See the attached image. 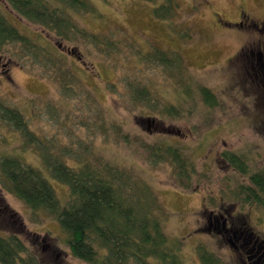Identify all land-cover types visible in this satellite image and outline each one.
I'll return each instance as SVG.
<instances>
[{"label":"rangeland","instance_id":"rangeland-1","mask_svg":"<svg viewBox=\"0 0 264 264\" xmlns=\"http://www.w3.org/2000/svg\"><path fill=\"white\" fill-rule=\"evenodd\" d=\"M86 1L94 13L71 11V15L79 28L105 36L113 44L107 56L79 35L57 38L0 0L3 15L20 32L39 45L63 51L62 63L64 67L72 64L76 91L65 98L57 82L0 60V98L19 109L30 129L53 150L66 147L80 158L108 159L146 182L161 205L166 235L180 241L183 264H202L204 250L217 257L219 264H255L248 261L238 240L227 239L230 232H218L222 217L233 216L231 229L257 239L264 248L262 209L242 208L227 196L237 183L246 182V174L230 167L220 153L243 155L249 172L264 168V82L251 66L264 36V0H172L175 11L166 20L153 14L164 0ZM153 46L177 52L182 67H164L144 59L142 55ZM139 85L148 88V100L133 97L132 90ZM201 88L213 95L212 104L203 101ZM167 105L176 113H160ZM155 114L156 118L142 117ZM102 117L122 124L131 142H115L112 135L106 138L94 125ZM160 138L180 147L193 163L188 188L177 181L168 162L150 166L141 156L140 139ZM5 154L19 155L40 170L60 206L66 204L67 187L49 176L37 153L23 146L17 133L1 128L0 157ZM0 203L22 222L18 227L0 210V235L19 232L29 246L27 233L45 236L52 250L37 253L41 264H53L55 250L60 251L62 264H90L69 255L56 218L31 210L1 188ZM210 213L221 216L219 222Z\"/></svg>","mask_w":264,"mask_h":264},{"label":"trees","instance_id":"trees-1","mask_svg":"<svg viewBox=\"0 0 264 264\" xmlns=\"http://www.w3.org/2000/svg\"><path fill=\"white\" fill-rule=\"evenodd\" d=\"M3 1L15 14L54 33L59 39L67 40L71 38V34L79 35L96 47L98 52L106 56L111 52L113 44L105 36L79 28L71 15V11L94 13L86 0ZM175 6L174 1L164 0L154 8V17L168 19L175 11ZM41 39L40 37V42ZM35 41L11 24L0 8V60L14 62L29 73L50 78L58 83L60 94L68 98L71 92H76L72 64L64 67L62 60L66 56L62 50L50 48L43 43L39 45ZM79 53L86 56L84 51ZM142 56L150 63L164 67H182V60L177 52L154 47ZM38 69L41 73L36 71ZM75 81L76 86H80V81ZM127 87L130 88L131 85L128 83ZM200 90L203 101L212 104L214 99L210 91L206 88ZM132 91L136 93L133 97L138 101H146L150 97L149 90L144 85H139ZM161 112L172 115L176 110L167 105L162 107ZM142 117L156 118L157 115ZM117 122L102 117L94 125L106 138L112 135L115 142L129 144V132L123 130L122 124ZM1 128L17 133L22 145L37 153L49 176L67 187L66 204L60 206L54 189L40 170L16 154L0 157V188L31 210L56 218L64 233V245L71 257L90 264H183L180 241L170 240L163 229L164 213L157 196L128 167L108 159L80 158L77 153L67 151L66 147L53 150L49 143L30 129L21 111L2 98ZM138 146L141 156L150 166L168 162L174 167V177L181 186L189 187V178L194 172L193 163L184 156L180 147L162 138L153 142L140 139ZM64 153L74 156L64 158L61 155ZM220 158L240 174H246L247 179L246 182L237 183L227 196L234 203L242 205V208H261L264 213V168L249 172L245 157L231 151H222ZM0 210L8 221L21 227L22 222L3 203H0ZM208 215L215 220L221 218L213 213ZM232 217H222L218 232L223 235L230 232L228 240H238L239 247L245 254H256V257H261V261L264 260V249L251 251L249 239L231 229ZM20 233L22 234L21 231ZM25 237L31 240L30 246L20 238L19 232L0 235V264H41L37 253L52 250L45 241V236L27 233ZM58 252L55 250L53 264H62ZM200 258L202 264H219L218 258L206 253V250L201 252Z\"/></svg>","mask_w":264,"mask_h":264},{"label":"flooded vegetation","instance_id":"flooded-vegetation-1","mask_svg":"<svg viewBox=\"0 0 264 264\" xmlns=\"http://www.w3.org/2000/svg\"><path fill=\"white\" fill-rule=\"evenodd\" d=\"M255 57V62L252 61V69L254 71L255 76H258V79L264 82V36L258 44ZM248 236H250V234H248ZM248 244H250L251 251L264 249L262 248V244L258 243L257 239H253L252 237L249 238ZM246 257L249 262L254 260L255 264H264V260L261 261V257H256V254L247 255Z\"/></svg>","mask_w":264,"mask_h":264}]
</instances>
